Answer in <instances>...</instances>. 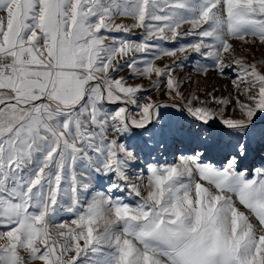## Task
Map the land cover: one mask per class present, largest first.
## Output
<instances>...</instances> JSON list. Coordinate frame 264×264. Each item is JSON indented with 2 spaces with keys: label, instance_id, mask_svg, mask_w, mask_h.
Segmentation results:
<instances>
[{
  "label": "snow or ice",
  "instance_id": "obj_1",
  "mask_svg": "<svg viewBox=\"0 0 264 264\" xmlns=\"http://www.w3.org/2000/svg\"><path fill=\"white\" fill-rule=\"evenodd\" d=\"M258 48L264 0H0V264H264Z\"/></svg>",
  "mask_w": 264,
  "mask_h": 264
},
{
  "label": "rangeland",
  "instance_id": "obj_2",
  "mask_svg": "<svg viewBox=\"0 0 264 264\" xmlns=\"http://www.w3.org/2000/svg\"><path fill=\"white\" fill-rule=\"evenodd\" d=\"M239 51H240V50H239V48H238V52H239ZM262 54H264V48H258L257 50H255V56H256L257 59L262 58ZM194 62H195V61H190V62H189V65L185 68L184 72L181 73V75H185V74H187L188 72H190V71H191V65H192ZM122 74H124V73H122ZM129 82L131 83L132 81L130 80ZM209 82H210V83H215V84L217 85V87H219V88H221V89H223V85L226 83L225 80H221V79H219L218 77H216L214 73L210 75V77H209ZM216 94H217V95H220V94H222V93H221V92H217ZM164 158H165V157H161V158H160L161 161H163ZM167 159L172 160V155H171V154H168ZM257 166H258V163H257ZM97 190H100V189L97 188Z\"/></svg>",
  "mask_w": 264,
  "mask_h": 264
}]
</instances>
